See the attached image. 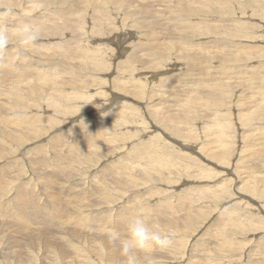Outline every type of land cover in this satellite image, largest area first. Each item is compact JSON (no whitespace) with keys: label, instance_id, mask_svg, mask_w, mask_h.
Instances as JSON below:
<instances>
[{"label":"rangeland","instance_id":"rangeland-1","mask_svg":"<svg viewBox=\"0 0 264 264\" xmlns=\"http://www.w3.org/2000/svg\"><path fill=\"white\" fill-rule=\"evenodd\" d=\"M38 2L0 0L41 29L0 57V264H126L105 233L138 211L171 239L138 264H264V0Z\"/></svg>","mask_w":264,"mask_h":264},{"label":"clouds","instance_id":"clouds-1","mask_svg":"<svg viewBox=\"0 0 264 264\" xmlns=\"http://www.w3.org/2000/svg\"><path fill=\"white\" fill-rule=\"evenodd\" d=\"M30 6L34 9L42 8L38 0H30ZM16 16V11L11 6L0 8V57L7 52L12 37L15 36V59L22 60L24 52L30 50L41 38L39 26L25 23L14 31H10L8 21ZM108 243L118 248L119 254L124 258L126 264H138V254L149 252L153 247L160 250L167 249L171 244L168 234L162 232L158 225L150 224L142 212L131 215L124 228V233L116 229L106 231ZM144 264H156L154 257L144 256Z\"/></svg>","mask_w":264,"mask_h":264},{"label":"bare ground","instance_id":"bare-ground-1","mask_svg":"<svg viewBox=\"0 0 264 264\" xmlns=\"http://www.w3.org/2000/svg\"><path fill=\"white\" fill-rule=\"evenodd\" d=\"M183 10H185V9H183ZM75 37H77V36H75ZM75 37H73V38H75ZM65 40H63V43H62V47H59L57 50H61L63 53V55H69V57H68V60L72 63L73 61L74 62H76V67L77 66H80L82 63H83V61H84V56H83V54H82V52H81V50L80 51H77L76 50V48L74 47V46H72V49H69V46L70 45H72L73 43H74V41L72 42V43H69V45L68 44H66L65 42H64ZM67 41H70V39H67ZM71 41H72V38H71ZM75 44V46H78L79 45V40L78 41H76V43H74ZM61 46V45H60ZM46 47H48V46H46ZM53 48V47H52ZM54 48H57V47H54ZM250 48V47H249ZM262 49V48H261ZM53 50V49H52ZM56 50V49H55ZM56 50V51H57ZM51 51V50H50ZM56 51H54L55 53L54 54H57L56 53ZM95 51V50H94ZM129 51V50H128ZM254 51V50H253ZM59 52V51H58ZM62 54H59V55H62ZM134 54V52L132 51V55ZM260 54H261V52H260ZM131 55V58L133 57ZM262 56V55H261ZM260 56V58H262ZM253 57V56H252ZM1 65V64H0ZM156 65V64H155ZM4 68V67H3ZM3 68L1 69V70H3ZM156 68V67H155ZM154 68V69H155ZM47 74H48V72L47 71H45V70H43V69H40L39 70V72L38 71H34V72H31V79H30V81H31V83L30 84H33L34 82H36V81H43L46 77H47ZM50 75L52 76L53 74L50 72ZM158 75V74H157ZM150 76H152V75H150ZM52 78H56V76H54V77H52ZM151 78V77H150ZM152 79V78H151ZM181 79H183V78H181ZM81 82H82V80H81ZM27 83H28V81L26 82V83H23V84H25V90H27ZM80 84V83H79ZM74 89V92H76V88H73ZM78 90V89H77ZM126 90V89H125ZM79 91V90H78ZM77 91V93H79ZM80 92H81V90H80ZM247 93V92H246ZM249 93V92H248ZM188 94V93H187ZM79 95V94H78ZM248 96V95H247ZM246 96V97H247ZM250 96V95H249ZM248 96V97H249ZM243 97H245V96H243ZM250 97H253V96H250ZM249 97V98H250ZM248 98V99H249ZM254 98V97H253ZM247 99V98H246ZM247 99V100H248ZM244 100V99H243ZM1 101V100H0ZM245 101V100H244ZM2 102V101H1ZM251 102V101H250ZM187 105V104H186ZM1 106H2V104H0V108H1ZM49 106H55L52 102L49 104ZM178 106V105H177ZM179 107V106H178ZM186 107V106H185ZM260 107V106H259ZM55 109H56V107H55ZM187 110V109H186ZM250 115V114H249ZM255 120V119H254ZM5 122H6V119H5V117H3V116H0V123H2V124H5ZM174 123V122H173ZM172 123V121H171V124H173ZM254 123V122H253ZM250 124V123H249ZM171 129L172 130H175L176 129V127H171ZM255 129V128H254ZM257 129V128H256ZM89 130V129H88ZM90 130H92V129H90ZM259 130V129H258ZM97 132V131H96ZM254 132V131H253ZM250 135V134H249ZM67 137H68V140H70L69 138V136L67 135ZM78 137H80V136H78ZM260 137H261V135H260ZM262 137H264V136H262ZM93 138V137H92ZM92 138H90V140L92 139ZM248 138V137H247ZM254 138V137H253ZM256 138V137H255ZM259 138V137H258ZM210 140V139H209ZM247 140V139H246ZM260 140V139H259ZM261 141H264V140H261ZM210 142V141H209ZM213 142V141H212ZM259 142V141H258ZM84 143V142H83ZM88 143V142H87ZM206 143V142H205ZM262 143V142H261ZM264 143V142H263ZM207 144H209V143H207ZM255 145V144H254ZM260 145V144H259ZM214 145H212V147H213ZM262 146H264V145H262ZM255 147H257V146H255ZM259 147V146H258ZM135 148V147H134ZM249 148H252V147H249ZM264 147H262L261 149H263ZM188 149H191V148H188ZM75 150V149H74ZM31 151L32 152H34V149H31ZM0 153H1V148H0ZM132 154H131V160L132 161H138L137 160V157H139V159H144L145 157L148 159V162L150 163V164H152V163H154L156 160H157V158L159 157V155L160 154H158L157 152L154 154L152 151H150L148 148H147V145H145L143 148H136V149H134L133 150V152H131ZM71 155V154H70ZM78 155V154H77ZM57 156H60V154H55L54 155V163H56L58 160H57ZM249 156V155H248ZM248 156H247V158H248ZM48 157V156H47ZM246 157V156H245ZM62 158V157H61ZM76 158V157H75ZM246 158V159H247ZM63 159V158H62ZM76 159H78V158H76ZM264 160V159H263ZM128 162V161H127ZM147 162V161H146ZM147 162V163H148ZM263 162V161H262ZM53 163V164H54ZM146 163V164H147ZM259 164V163H258ZM55 165V164H54ZM113 165H116V164H113ZM121 165V164H120ZM252 165H255V164H252ZM259 165H262L263 166V164H259ZM245 166H247V165H245ZM33 167V166H32ZM38 167V166H37ZM45 167V166H44ZM55 167H56V165H55ZM121 167V166H120ZM31 168V167H30ZM116 168V167H115ZM123 168V167H122ZM145 168V167H144ZM143 168V169H144ZM51 169V168H50ZM128 169V168H127ZM245 169V168H244ZM52 170H53V168L51 169V172H52ZM251 170H252V168H251ZM254 170H255V168H254ZM112 171H113V168H112ZM258 171V170H257ZM41 172V171H40ZM148 172H150L149 170H148ZM244 172V171H243ZM251 172V171H250ZM253 172V171H252ZM263 172V171H262ZM37 173H38V171H37ZM254 173V172H253ZM248 174V173H247ZM251 174V173H250ZM34 175V174H33ZM40 175V174H39ZM25 177V176H24ZM243 177V176H242ZM251 177V176H250ZM261 177V176H260ZM259 177V178H260ZM39 178V177H38ZM52 178V177H51ZM246 178V177H245ZM140 178H138V179H136V181H138ZM40 180V179H39ZM43 180V179H42ZM44 180H45V177H44ZM44 180H43V182H44ZM7 181V180H6ZM46 181V180H45ZM47 181H49L48 179H47ZM51 181V180H50ZM53 181V180H52ZM41 182V181H40ZM42 182V183H43ZM3 183H5L4 181H3ZM7 183V182H6ZM29 183H31V181H29ZM42 183H40V184H42ZM45 183H47V182H45ZM48 183H50V182H48ZM53 183V182H52ZM44 184V183H43ZM203 184V183H202ZM5 185H7V184H5ZM4 185V186H5ZM37 185V183H34V184H32V187H34L35 188V186ZM45 185V184H44ZM9 186V185H8ZM46 186V185H45ZM50 186H52V185H49V187ZM37 187V186H36ZM48 187V186H47ZM46 187V188H47ZM5 188V187H4ZM0 189H2V188H0ZM6 189V188H5ZM44 189V188H43ZM19 190V189H18ZM40 190V189H39ZM46 190V189H45ZM48 190H50V189H48ZM47 190V192H49ZM40 191H43V190H40ZM54 191V190H53ZM56 191V190H55ZM54 191V192H55ZM20 192V191H19ZM44 192V191H43ZM4 193V192H3ZM52 193V192H51ZM92 194L94 193V192H91ZM10 194V193H9ZM45 194V193H44ZM0 196H2V195H0ZM52 196H53V194H52ZM93 197H96L97 198V202L99 201V199H103V200H106V201H110V200H112V199H107L106 197H104L102 194H100V193H97L96 195H94ZM92 197V198H93ZM47 198V197H46ZM52 199H53V197H52ZM57 199H59V198H57ZM56 199V200H57ZM93 199H95V198H93ZM14 200V199H13ZM9 201V200H8ZM15 201V200H14ZM50 201V200H49ZM92 201V200H91ZM78 202V201H77ZM93 202V204H97V202H94V201H92ZM101 201H99V203H100ZM111 202V201H110ZM113 202H114V200H113ZM81 203V202H80ZM40 204H42V202H40V201H38V202H34V204H33V207H37V206H39ZM253 204V203H252ZM5 205V204H4ZM78 205H80L79 203H78ZM2 206V205H1ZM81 206H82V204H81ZM4 207H6V206H4ZM10 207V206H9ZM53 207V206H52ZM3 208V207H2ZM17 208V207H16ZM172 209V208H171ZM183 209V207L181 206V205H178V208H176V207H174V210H175V212H179V210H182ZM170 210V209H169ZM225 210V209H224ZM56 211V210H55ZM1 212V211H0ZM3 212V211H2ZM1 212V213H2ZM4 212H8V214H10V212H11V209L10 208H8V211H6V209L4 210ZM21 212H22V210H21ZM139 212V211H138ZM174 212V211H173ZM24 213V212H23ZM56 212H53V213H47L46 214V219H48V222H50L52 219H53V217H52V215L51 214H55ZM13 214V213H12ZM22 215V214H21ZM33 215H34V212L33 213H30V214H28L27 215V217L30 219H33ZM19 216V215H18ZM18 216H15V218H19ZM23 216V215H22ZM222 216V215H221ZM220 216V217H221ZM222 217H224V216H222ZM126 218V217H125ZM26 219V218H25ZM123 219V218H122ZM219 219V218H218ZM222 219H224V218H222ZM23 220V219H22ZM30 221V220H29ZM221 221V220H220ZM223 221V220H222ZM28 222V221H27ZM219 224H221V223H219ZM85 225V224H84ZM210 229V228H209ZM212 229V228H211ZM213 230V229H212ZM104 232V231H103ZM219 232V231H218ZM217 236V235H216ZM204 237V236H203ZM208 239H209V237H208ZM207 240V239H206ZM214 240H216V238H214ZM222 240V239H221ZM218 241V240H217ZM227 242V241H226ZM172 246H173V244H172ZM261 246V245H260ZM260 249V248H259ZM258 250V249H257ZM260 251V250H259ZM254 252V251H253ZM259 255V254H258ZM261 255V254H260ZM264 257V256H263ZM263 261V260H262ZM261 262V261H260ZM264 262V261H263ZM195 264V263H194ZM213 264V263H212Z\"/></svg>","mask_w":264,"mask_h":264}]
</instances>
